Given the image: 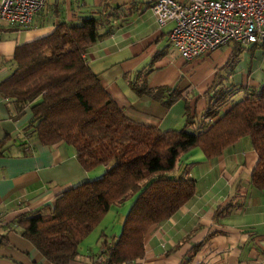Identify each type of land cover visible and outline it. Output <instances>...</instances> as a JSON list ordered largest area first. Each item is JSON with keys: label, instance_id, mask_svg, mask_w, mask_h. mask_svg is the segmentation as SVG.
<instances>
[{"label": "crops", "instance_id": "crops-1", "mask_svg": "<svg viewBox=\"0 0 264 264\" xmlns=\"http://www.w3.org/2000/svg\"><path fill=\"white\" fill-rule=\"evenodd\" d=\"M156 1L110 0L112 8L123 10L122 24L85 54L128 119L161 131L180 130L188 100L198 118L197 128L209 106L211 87L233 83L253 88L264 82V44L242 46L234 69L226 66L238 44L186 61L171 43L173 24L158 25L152 10ZM103 4L104 0H47L46 8L27 29L0 23V82L13 73L19 45L51 34L61 22L77 24ZM145 83L148 90H166V95L181 97L166 106L141 93ZM243 96L240 92L234 100ZM19 112L15 101L0 99V264H51L20 235V217L51 212L60 193L100 178L106 169L85 171L72 146H46L28 136L24 130L32 117L30 105L23 115L18 116ZM258 160L249 137L216 160L208 161L199 148L185 154L177 176L188 170L197 182L195 198L169 220L154 225L145 238L146 257L128 264H182L188 251L205 239L192 264H264V192L250 185ZM239 182L240 192L235 190ZM134 200L112 207L80 244L78 258L70 264H100L102 236H121ZM229 203L243 206L214 220L217 209Z\"/></svg>", "mask_w": 264, "mask_h": 264}, {"label": "trees", "instance_id": "trees-1", "mask_svg": "<svg viewBox=\"0 0 264 264\" xmlns=\"http://www.w3.org/2000/svg\"><path fill=\"white\" fill-rule=\"evenodd\" d=\"M122 13V8H112L110 0H104L93 16L77 24L61 22L51 34L19 45L13 73L0 82V99L15 101L18 116L30 105L32 117L25 134L46 146H72L85 171L106 169L100 178L60 193L51 212L20 217V235L51 264L75 261L80 244L112 207L131 199L135 200L121 236H102L98 260L100 264H128L144 259L150 229L172 218L197 194V182L187 169L177 176L181 158L193 149H201L212 161L249 137L259 158L250 185L264 192V82L253 88L233 83L211 87L209 106L197 128L198 118L188 100L180 130L161 131L133 122L85 59L92 46L122 24ZM242 53V45H235L226 67L234 69ZM165 92L148 90L146 83L141 90L166 106L181 97ZM240 92L244 96L234 100ZM235 190L241 191V182ZM242 206L229 203L218 208L214 220ZM207 241L194 245L182 264H192Z\"/></svg>", "mask_w": 264, "mask_h": 264}, {"label": "built area", "instance_id": "built-area-1", "mask_svg": "<svg viewBox=\"0 0 264 264\" xmlns=\"http://www.w3.org/2000/svg\"><path fill=\"white\" fill-rule=\"evenodd\" d=\"M46 2L0 0V23L27 29ZM152 10L160 27L173 24L171 43L186 61L230 44H264V0H157Z\"/></svg>", "mask_w": 264, "mask_h": 264}]
</instances>
